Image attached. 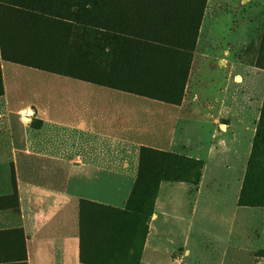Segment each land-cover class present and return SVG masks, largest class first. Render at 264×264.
<instances>
[{"label":"rangeland","instance_id":"rangeland-1","mask_svg":"<svg viewBox=\"0 0 264 264\" xmlns=\"http://www.w3.org/2000/svg\"><path fill=\"white\" fill-rule=\"evenodd\" d=\"M201 1L200 24L189 2L119 0L126 12L111 15L186 48V56L176 52L164 59L153 45L136 43L112 61L69 55L70 70L83 81L108 86L113 80L146 95L128 96L138 129L126 139L140 144L130 147L137 163L142 152L140 177L136 171L88 173L87 165L108 147H73L72 133L62 140L57 128L22 113L32 110L27 76L21 73L25 85L8 102L0 70V187L15 192L18 160L23 176L36 174L51 191L65 192L68 231L76 228L77 244L60 246V264H264V0ZM44 24L26 25L15 14L16 64L58 70L68 27ZM93 37L78 27L75 41ZM43 41L46 53L35 54ZM59 79L38 91H50L57 111ZM30 145L49 149L51 166L33 163ZM98 192L117 198L115 204Z\"/></svg>","mask_w":264,"mask_h":264},{"label":"crops","instance_id":"crops-1","mask_svg":"<svg viewBox=\"0 0 264 264\" xmlns=\"http://www.w3.org/2000/svg\"><path fill=\"white\" fill-rule=\"evenodd\" d=\"M15 14H18L15 11V0H0V70L5 89V96L2 97L8 102L12 96L15 100V89L25 85L20 78L23 77L21 73H24L28 78L30 91L33 90L30 94V116L43 121L45 127L57 128L53 131L62 140H67L72 133L75 139L73 147H108L99 153L96 162L87 165L92 168L88 173L93 172V169L124 175L138 172L139 163L133 158L130 147H138L140 144L126 139V136L132 134L133 127L136 128L131 118L133 98L128 97L132 94L16 64L12 60L15 59L16 48ZM57 77L62 78L59 81L63 89L59 111L51 106L50 91L45 93L43 90L42 96L40 95L41 89L50 88L52 80ZM87 94L91 96L88 97ZM22 113L28 114V111ZM89 137L91 142H87L90 141ZM27 152L35 164L43 160L47 166H51L48 160L55 158L45 147L30 145ZM15 165L19 171L15 192L9 194L5 192L7 188L0 187V203L16 200L15 206L0 207V264H60V246L63 243L77 244L76 228L71 234L68 231V201L63 196L65 192L59 190L58 195L50 190V183L39 180L36 174L23 176L18 160H15ZM75 168L79 166L76 165ZM95 195L102 197L99 192ZM14 196L15 199H9ZM102 198L114 204L117 199ZM69 236L72 237L68 239Z\"/></svg>","mask_w":264,"mask_h":264},{"label":"trees","instance_id":"trees-1","mask_svg":"<svg viewBox=\"0 0 264 264\" xmlns=\"http://www.w3.org/2000/svg\"><path fill=\"white\" fill-rule=\"evenodd\" d=\"M117 1L119 0H15V11L18 13V18L24 21L26 25L38 21L42 24L53 23L60 27H68V38L63 39L62 43H64V48L59 51V54L62 57V63L58 68H55L58 70H51L42 66L34 67L57 73L59 75H67L81 79L79 75H74L69 67V55H71L73 51H75L79 57H83L84 54L90 58H94L96 55H101L103 59L108 61H112L114 57L119 55V53L126 52V47L133 43L153 45L155 51L161 57H164V59L174 56L176 52H182L183 55L188 52L186 48L181 49L177 46L164 43L158 37L147 33L144 34L140 29L131 28V26L122 23L120 20H112L113 18H111V15L119 16L126 12V8H121L117 5ZM149 1L165 3L168 5L175 3L181 5L189 2L194 8L193 21L196 24H200L205 11V3L203 4V1L201 0ZM78 27H85L92 30L94 33L93 39L89 42H83L81 40L75 41ZM15 45L17 46V42H15ZM46 48L47 42L43 41V45H38L34 48V53L44 55L46 53ZM80 60L82 59L80 58ZM87 82L100 85V83L93 81ZM101 85L104 86L103 84ZM106 87L130 94H136L138 96H146L142 93H135L126 87H117L113 84V80H111ZM258 151V149H255V157L257 156ZM141 156L142 152L140 151L138 167L139 177L142 173ZM176 159L179 162L186 161V158L182 157V155H178ZM131 202L132 197L128 202L129 206ZM85 204L86 202H82V207Z\"/></svg>","mask_w":264,"mask_h":264},{"label":"bare ground","instance_id":"bare-ground-1","mask_svg":"<svg viewBox=\"0 0 264 264\" xmlns=\"http://www.w3.org/2000/svg\"><path fill=\"white\" fill-rule=\"evenodd\" d=\"M29 114V113H28Z\"/></svg>","mask_w":264,"mask_h":264}]
</instances>
